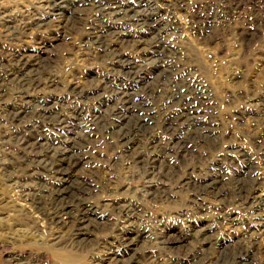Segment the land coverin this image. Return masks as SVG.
<instances>
[{"label":"rangeland","instance_id":"obj_1","mask_svg":"<svg viewBox=\"0 0 264 264\" xmlns=\"http://www.w3.org/2000/svg\"><path fill=\"white\" fill-rule=\"evenodd\" d=\"M55 3L0 0V264H264V0H90L72 15ZM20 58L44 63L34 94L11 81ZM140 86L149 89L140 98L150 125L132 140L131 119L126 143L96 131L86 164L67 179L79 177L95 191L89 239L74 243L70 230L54 228L48 213L26 201L55 181L42 176L45 166L31 173L25 161L33 152L21 143L40 133L60 136L78 113L93 126L119 129L112 112L122 105L118 96H135ZM21 94L54 105L51 113L43 121L29 98L28 118L13 120L27 103ZM56 116L67 122L58 125ZM212 176L224 178L229 195L198 193ZM126 205L137 210L131 226L122 219Z\"/></svg>","mask_w":264,"mask_h":264},{"label":"bare ground","instance_id":"obj_2","mask_svg":"<svg viewBox=\"0 0 264 264\" xmlns=\"http://www.w3.org/2000/svg\"><path fill=\"white\" fill-rule=\"evenodd\" d=\"M52 2H54V0H51ZM59 4L55 3L57 7V10L62 11V10H70L71 11V15L73 14V12L76 11H81L85 8H87L89 6V2L90 0H58ZM92 1V0H91ZM62 4V6H61ZM92 4V3H91ZM90 7V6H89ZM92 7V6H91ZM115 7V6H114ZM54 8V5H53ZM57 12V11H56ZM113 14V13H110ZM63 15V14H62ZM10 17V16H9ZM44 18V17H43ZM4 19V18H3ZM10 19V18H9ZM6 21V20H4ZM28 21V20H27ZM11 22V21H10ZM13 22V21H12ZM46 21L44 19L41 18H37L35 20V25L36 26H43L44 23ZM24 23V22H23ZM28 23V22H27ZM49 23V22H48ZM7 24H9V27H7V29H15L10 23L7 22ZM75 24V23H74ZM17 25V24H16ZM14 25V26H16ZM22 25V24H21ZM29 25V24H28ZM34 25V24H33ZM35 26V27H36ZM20 27V26H19ZM44 27V26H43ZM27 28V27H26ZM41 28V27H39ZM19 29V28H17ZM23 29V28H22ZM16 30V29H15ZM21 31V30H18ZM16 32V31H15ZM11 34V33H10ZM14 34V33H13ZM142 40V39H141ZM89 43V42H88ZM136 44V43H135ZM133 48V47H132ZM106 53V52H105ZM110 53V52H109ZM116 53V52H115ZM118 54V53H117ZM104 55V53H103ZM22 57V55H21ZM25 57V56H24ZM13 58V56H12ZM11 58V59H12ZM16 58V57H15ZM122 58V57H121ZM118 58H116L117 60ZM124 59V58H123ZM17 60V59H16ZM41 60V59H40ZM43 60V59H42ZM121 60V59H120ZM14 61V60H13ZM18 61V60H17ZM123 61V60H122ZM117 62V61H116ZM121 62V61H120ZM129 63V61L127 62ZM46 64V63H45ZM117 64V63H116ZM17 65V64H16ZM44 67V63L41 61L39 63H33V64H29L26 60H24L23 58L19 59V68H17L16 66V70L13 71V73H9L11 74V81H13L21 90H25L31 93L35 92L36 90H38L40 88V86L42 85V83L40 82V78L42 76L40 71L43 69ZM132 68V67H131ZM13 70V69H12ZM130 71V70H128ZM120 72V70H119ZM125 73V72H124ZM8 74V73H7ZM169 75V74H168ZM44 77V76H43ZM10 78V77H9ZM50 79V78H47ZM45 80V79H44ZM51 80V79H50ZM48 80V81H50ZM10 81V80H9ZM47 81V82H48ZM8 82V81H6ZM43 82V81H42ZM44 83H46L44 81ZM7 84V83H6ZM8 85V84H7ZM49 85V84H48ZM142 85V84H141ZM1 86V85H0ZM43 86L46 87V85L43 84ZM54 87V86H53ZM186 87V86H185ZM197 87V86H196ZM43 88V87H42ZM48 89V88H47ZM50 89V88H49ZM54 89V88H53ZM146 89H148L147 87H141L139 88V91L137 90L135 96L133 94H128V92H123L122 91V95H119L118 98L121 102L122 105H120L119 107H115L112 112L115 115V117L117 119H119V123L121 124V126L119 127V129H117V127H115L114 129L110 126H103L100 125L98 122L97 124H95L96 126L91 125V122L87 120H85V118L83 116H81V114L78 113L77 117L75 119V122H72L71 127H69L67 129V131L65 133L62 132V130L59 129H63L60 127H53V129L59 130L61 132L60 136L58 137H47L45 135H43V133H40L38 135H34V137L32 138H26L24 141V143H21L22 145H24L25 147L29 148V150H31V152H33V155L31 157V159L29 160V162L25 159V164L26 167H32V169L30 170L31 173H35L38 171L37 168H39V166L44 167L45 166V174L42 175L44 177H46L48 180L51 178H53V180L55 181L54 184V188H52L53 190L48 191V189H46L43 194V192H41V194H36L35 192H33L36 195H28L29 197H27L26 201H28L32 207L34 208L35 211L41 213V215L45 216L47 213L49 214L48 221L49 224L53 225L54 228L58 227V228H67L68 230L71 231V241L74 243H83V241H88V233L89 230L87 229V225H89V220H90V216L92 212V209H94L95 207H92L91 203L89 205L88 201L90 200V198H92L93 196H95V191L94 189L89 186L88 184H86L84 181L80 179L79 177H74L71 179V182H69L67 179L74 174L78 169H80L82 167V164H84V162L87 160V152H88V145L90 142V139L92 138L93 134L96 133V131L98 132H105V134L112 136V137H116L121 139V142H129V135L132 131V129H130L129 126H127V124L129 123V121H131V119H135V126L134 127V131H132V133L134 132V135L131 133V139L135 140L138 139L140 137V133L143 132V129L146 128V126L150 125L151 120H150V113L147 111H143L144 106L146 104V102L142 101V97L140 98L141 94L143 91H145ZM57 90V89H55ZM54 90V91H55ZM130 90V89H129ZM149 90V89H148ZM200 90V89H199ZM203 90V89H202ZM39 91V90H38ZM80 91V90H79ZM146 92V91H145ZM174 92V91H173ZM176 92V91H175ZM199 92V91H198ZM197 92V93H198ZM5 93V92H4ZM205 93V92H204ZM34 94V93H33ZM120 94V93H119ZM146 94V93H145ZM76 95V94H75ZM189 95V94H188ZM204 95V94H203ZM35 96V95H34ZM190 96V95H189ZM195 96V95H193ZM207 96V95H206ZM38 97V96H37ZM84 97V96H83ZM87 97V96H85ZM89 97V96H88ZM167 97V96H166ZM196 97V96H195ZM204 97L200 95L199 96V100H197V97L195 98L197 101H204ZM19 98V97H18ZM20 98L22 101H24L27 103H23L21 104V107L19 109H15L12 114H13V120H22V119H27L29 116V111L32 107V103L35 101L37 102V99H34L33 96L31 94H21ZM19 98V99H20ZM29 98H33L34 101L31 100V102L29 101ZM44 98V97H42ZM41 98V99H42ZM78 98V97H77ZM98 98V97H97ZM110 98V97H109ZM208 98V97H207ZM206 98V100H207ZM15 99V98H14ZM81 99V98H80ZM178 99V98H177ZM16 100V99H15ZM28 100V101H27ZM44 100V99H43ZM40 100L38 101V104L40 105V111L37 112L39 113V115H41L40 117L44 118V116L50 111H52L53 106H49V103ZM83 100V99H82ZM95 100V99H94ZM196 100H194L192 97H188L185 96V101H187V105L188 106H194V102H196ZM19 101V100H18ZM46 101H48L46 99ZM57 101V100H56ZM104 101V100H102ZM170 101V100H168ZM181 101V100H180ZM106 102V101H105ZM123 102V103H122ZM167 102V101H166ZM209 102V101H208ZM207 102V103H208ZM18 103V102H17ZM53 103V102H52ZM59 103V102H58ZM168 103V102H167ZM182 103V102H181ZM204 103V102H203ZM210 103V102H209ZM208 103V104H209ZM19 104V103H18ZM199 104V103H196ZM17 105V104H16ZM57 105V102L56 104ZM183 105V103L181 104ZM203 105V104H202ZM15 106V105H14ZM13 106V107H14ZM18 106V105H17ZM23 106V107H22ZM180 106V105H179ZM56 107V106H55ZM59 107V106H58ZM65 107V106H64ZM69 107V106H66ZM165 107V104L164 106ZM167 107V105H166ZM170 107V106H168ZM195 107V106H194ZM198 107V106H197ZM195 107V108H197ZM202 107V106H201ZM200 107V108H201ZM60 108V107H59ZM120 108V109H117ZM181 108V106L179 107ZM57 109V108H56ZM150 109V108H149ZM154 109V107H153ZM168 109V108H167ZM171 109V108H170ZM60 110V109H59ZM172 110V109H171ZM176 110V109H175ZM175 110H172L175 112ZM178 110V109H177ZM184 110V109H183ZM196 110V109H195ZM66 111V110H65ZM73 111V110H72ZM191 111V110H190ZM198 111V110H197ZM56 111V115H57ZM169 112V111H167ZM180 112V110L178 111ZM201 112V111H200ZM7 113V112H6ZM11 113V112H10ZM48 113V114H49ZM177 113V112H176ZM32 114V113H31ZM120 114V115H119ZM154 114V113H153ZM178 114V113H177ZM9 115V114H8ZM118 115V116H117ZM152 115V114H151ZM156 115V114H155ZM179 115V114H178ZM95 116V115H94ZM98 116V115H96ZM161 116V115H160ZM164 116V115H163ZM180 116V115H179ZM191 116V115H190ZM193 116V115H192ZM197 116V115H196ZM9 117V116H7ZM39 117V116H37ZM39 117V118H40ZM55 117V116H53ZM68 117V116H67ZM101 117V116H100ZM157 117V116H156ZM174 117V116H173ZM187 115H185V118L187 119ZM204 117V116H203ZM42 118V120H43ZM46 118V117H45ZM52 118V117H49ZM152 118V117H151ZM154 118V117H153ZM164 118V117H163ZM197 118V117H196ZM48 119V118H46ZM97 119V118H95ZM101 119V118H100ZM168 119V118H167ZM192 119V118H191ZM57 120L55 123H57L58 125H62L64 123L67 122V119L64 116H56ZM53 120V121H55ZM166 120V119H165ZM177 120V119H176ZM182 120V119H181ZM199 119L197 118V121ZM12 121V119L10 120ZM44 121V120H43ZM92 121V119H91ZM96 121V120H93ZM92 121V122H93ZM172 121V120H171ZM192 121V120H191ZM23 122V120H22ZM25 122V121H24ZM51 122V120H50ZM70 122V121H69ZM168 122V121H167ZM201 122V121H200ZM161 123V122H160ZM162 123H164L162 121ZM175 123V122H174ZM181 123V122H179ZM187 123V122H186ZM188 123L189 120H188ZM193 123V122H192ZM20 124V123H19ZM22 124V123H21ZM33 124V123H32ZM69 124V123H68ZM99 124V125H98ZM106 124V123H105ZM17 125V124H16ZM67 125V124H66ZM152 125V124H151ZM168 125V124H167ZM192 125V124H191ZM198 125V124H197ZM38 126V125H37ZM46 126V125H45ZM100 126V127H99ZM164 126V125H161ZM50 127V126H49ZM99 127V128H98ZM36 128V127H35ZM44 128V127H42ZM66 128V127H65ZM165 128V127H164ZM176 128V127H175ZM26 129V128H25ZM149 129V128H148ZM216 129V128H215ZM18 130V129H17ZM21 130V129H20ZM30 130V129H29ZM40 130V129H39ZM47 130V129H46ZM150 130V129H149ZM164 130V129H163ZM172 130V129H171ZM4 131V130H3ZM35 131V130H34ZM41 131V130H40ZM166 131V130H164ZM199 131V130H198ZM14 131H12L13 133ZM37 132V130H36ZM39 132V131H38ZM146 132V131H145ZM189 132V131H187ZM192 131H190L189 133H191ZM68 133V134H67ZM147 133V132H146ZM144 133V134H146ZM48 134V133H47ZM70 134V135H69ZM192 134V133H191ZM3 135V134H2ZM16 135V134H15ZM30 135V134H29ZM106 135V136H107ZM147 135V134H146ZM205 135V134H204ZM13 136V134H12ZM32 136V133H31ZM30 136V137H31ZM171 136V134L169 135ZM187 136V135H186ZM194 136V134H193ZM7 137V136H6ZM16 137V136H14ZM11 139H13V137H10ZM21 138V137H20ZM18 138V140L20 139ZM24 138V136H23ZM1 139V138H0ZM5 139V138H4ZM83 139H85V142L83 141ZM183 139V138H181ZM187 139V138H186ZM196 139V138H195ZM211 139V138H210ZM185 140V139H184ZM197 140V139H196ZM92 141V140H91ZM182 141V140H180ZM186 141V140H185ZM167 141H165L166 143ZM102 143V142H101ZM168 143V142H167ZM93 145V147H90V150L92 149L91 152L94 151L96 144L91 143ZM179 144V143H178ZM183 144V143H182ZM185 144V142H184ZM187 144V143H186ZM20 145V144H19ZM17 145V146H19ZM112 145V144H111ZM99 146V145H97ZM113 146V145H112ZM157 146V145H156ZM181 146V145H180ZM183 146V145H182ZM160 147V146H159ZM175 147V146H174ZM178 147V146H177ZM176 147V148H177ZM1 148V147H0ZM4 148V147H3ZM114 148V147H113ZM161 148V147H160ZM180 148V147H179ZM6 149V148H5ZM121 149V148H120ZM159 149V148H158ZM202 149V148H201ZM29 150H25V151H29ZM164 150V148H163ZM30 152V151H29ZM178 152V151H177ZM124 153V152H123ZM162 153V151H161ZM166 153V152H165ZM96 154V153H94ZM15 155V154H14ZM29 156V154H28ZM87 156V157H86ZM18 157V155H17ZM16 157V158H17ZM20 157V156H19ZM26 158V157H25ZM29 158V157H28ZM153 158V157H152ZM164 158V157H163ZM166 158V157H165ZM22 159V158H20ZM91 159V157H90ZM18 160V159H17ZM166 160V159H165ZM22 161V160H21ZM23 161V162H24ZM54 161V162H52ZM141 161V160H140ZM144 161V160H143ZM16 162V161H15ZM19 162V161H18ZM164 162V161H163ZM12 163V162H11ZM20 163V162H19ZM15 164V163H14ZM18 164V163H17ZM21 164V163H20ZM86 164V162H85ZM115 164V163H113ZM6 165V164H5ZM91 165V164H90ZM128 164H126L127 166ZM154 165V164H152ZM175 165V164H174ZM25 166V165H24ZM158 166V165H157ZM173 166V165H172ZM2 167V166H1ZM21 166H19L20 168ZM85 167V166H84ZM11 168V167H10ZM25 169V167H23ZM158 168V167H157ZM13 169V168H11ZM216 169V168H214ZM5 170V169H4ZM212 170V169H211ZM27 171V170H26ZM6 172V171H5ZM20 172V171H19ZM18 172V173H19ZM43 172V171H42ZM170 172V171H169ZM176 172V171H175ZM217 172V171H216ZM14 173V172H13ZM24 174V173H23ZM9 175V173H8ZM25 175V174H24ZM155 176V175H154ZM171 176V174H170ZM224 176V175H223ZM8 177V176H6ZM14 177V176H13ZM43 177V178H44ZM165 177V175H164ZM5 178V176H4ZM11 178V177H10ZM9 178V179H10ZM15 178V177H14ZM21 178V177H20ZM26 178V177H25ZM110 178V177H108ZM6 179V178H5ZM19 179V178H18ZM17 179V180H18ZM36 179V178H35ZM70 179V178H69ZM161 179V178H160ZM164 179V178H163ZM190 179V177L188 178ZM16 180V179H14ZM25 180V179H24ZM31 180V178H30ZM43 180V179H42ZM186 180V179H185ZM199 180V179H198ZM27 181V180H26ZM25 181V182H26ZM29 181V180H28ZM41 181V180H40ZM46 181V180H45ZM228 181V180H227ZM15 182V181H14ZM13 182V184H14ZM19 182V181H18ZM33 182V180L31 181V183ZM38 182V181H35ZM200 182V181H199ZM243 182V181H242ZM253 182V181H252ZM51 183V182H50ZM63 183H67L66 185H63ZM230 183V182H228ZM232 183V182H231ZM238 183V182H237ZM240 183V182H239ZM37 185V183H35ZM34 184V185H35ZM179 184H182L181 182ZM185 184V183H184ZM26 185V184H25ZM235 185V184H234ZM248 185V184H246ZM44 186V184H43ZM50 186V185H49ZM48 186V187H49ZM227 184L224 180V178H219V177H210L209 179H205L204 182L201 181V183H199L197 185V189H198V193L199 194H205L207 196H209V198H219L221 199L223 196H227L230 194V190H228L229 188L226 187ZM232 186V185H230ZM24 187V186H23ZM27 187V186H26ZM45 187V188H48ZM91 187V188H90ZM161 187V186H160ZM187 187V186H186ZM244 187V186H243ZM246 187V186H245ZM108 188V187H107ZM227 188V189H226ZM234 188V187H232ZM236 189V188H235ZM234 189V190H235ZM246 188H244L245 190ZM22 190V189H21ZM36 190V189H35ZM121 190V189H120ZM176 190V189H175ZM20 191V190H19ZM28 191V189H27ZM233 191V190H232ZM239 191V190H238ZM24 192V191H23ZM52 194L51 196H49L50 194ZM168 192V191H167ZM97 193V192H96ZM241 193V191H240ZM167 194V193H166ZM242 195V194H241ZM249 195V194H248ZM49 196V197H48ZM169 196V195H168ZM247 196V195H246ZM251 197V196H250ZM231 198V197H230ZM254 198V197H253ZM226 199V198H225ZM228 199V198H227ZM247 199V198H246ZM245 199V201H246ZM229 200V199H228ZM121 201V200H120ZM231 201V200H229ZM259 201V199H258ZM122 202V201H121ZM195 202V201H194ZM251 203V202H250ZM127 204V203H126ZM221 204V203H220ZM53 205V206H52ZM116 205V204H115ZM230 205V204H229ZM138 206V205H137ZM49 207H51L50 209L52 210L53 213L50 212ZM98 207V206H97ZM203 207V206H201ZM48 208V209H47ZM82 208V215L80 217L74 218L73 217V212H75L76 210ZM198 208V207H197ZM196 208V209H197ZM116 210V209H115ZM97 211V210H96ZM121 211V210H120ZM117 212V211H116ZM97 213V212H96ZM121 213H125V215H123L122 219L124 220L123 222L125 224H127L128 226H131L132 224H134V220H137L136 216H137V210L135 208H133V206H125L122 208ZM90 215V216H89ZM98 215V214H97ZM65 216V217H64ZM64 217V218H62ZM95 218V217H94ZM64 219V220H63ZM92 219V218H91ZM134 219V220H133ZM99 222V221H98ZM107 223V221H105ZM75 223V224H74ZM101 223V222H100ZM48 224V225H49ZM94 224V223H93ZM102 226V225H101ZM99 226V227H101ZM97 227V226H96ZM128 228V227H127ZM92 230V229H91ZM147 230V229H146ZM93 231V230H92ZM143 231V230H142ZM138 233V232H137ZM148 233V231H147ZM166 234V233H164ZM172 234V233H171ZM205 234V233H204ZM137 235V234H136ZM197 235V234H196ZM199 235V234H198ZM126 236V235H124ZM134 236V235H133ZM166 236V235H165ZM176 236V235H175ZM205 236V235H204ZM148 237V236H147ZM178 237V236H177ZM203 237V236H202ZM211 237V236H209ZM208 237V238H209ZM194 238V237H192ZM131 239V238H130ZM129 238H127V243L131 244V243H135L138 239H134L132 238V240H130ZM169 239V238H168ZM166 240V239H165ZM115 241V240H114ZM192 241V240H191ZM103 242V241H102ZM148 242V241H147ZM171 242V241H170ZM73 243V244H74ZM105 245V244H104ZM152 245V244H151ZM183 245V244H182ZM161 246V245H159ZM180 246V245H179ZM173 247V246H172ZM178 247V246H177ZM188 247V246H187ZM145 248V247H144ZM148 248V247H147ZM174 248V247H173ZM186 249V248H185ZM205 249V248H204ZM109 251V250H108ZM122 251V250H121ZM177 252V251H176ZM196 252V251H195ZM201 252V251H200ZM210 252V251H209ZM239 254V253H238ZM196 255V254H195ZM182 256V255H180ZM235 256V255H234ZM244 256V255H243ZM202 257V256H201ZM103 258V257H102ZM154 258V257H153ZM169 258V257H168ZM200 258V257H199ZM152 259V258H150ZM245 259V258H244ZM179 260V259H178ZM200 260V259H199ZM203 260V259H201ZM148 261V260H147ZM189 260H186L185 262H181V264H189L188 263ZM196 261V260H194ZM234 262V261H233ZM97 263V262H96ZM99 263V262H98ZM153 263V262H152ZM173 263V262H172ZM247 263V262H246ZM137 264V262H136ZM240 264V262H239Z\"/></svg>","mask_w":264,"mask_h":264},{"label":"built area","instance_id":"obj_3","mask_svg":"<svg viewBox=\"0 0 264 264\" xmlns=\"http://www.w3.org/2000/svg\"><path fill=\"white\" fill-rule=\"evenodd\" d=\"M37 226H38V225H37ZM38 227H39V226H38ZM36 229H37V231H39V228L36 227Z\"/></svg>","mask_w":264,"mask_h":264}]
</instances>
